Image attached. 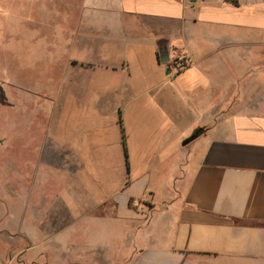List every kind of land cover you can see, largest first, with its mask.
Segmentation results:
<instances>
[{
  "label": "crops",
  "instance_id": "1",
  "mask_svg": "<svg viewBox=\"0 0 264 264\" xmlns=\"http://www.w3.org/2000/svg\"><path fill=\"white\" fill-rule=\"evenodd\" d=\"M38 1L73 17L52 24L68 52L57 94L121 97L146 130L131 163L127 116L105 105L120 115L116 143L39 138L29 167L22 116L19 214L0 213V264H264V0ZM174 127L179 160L157 193L147 145Z\"/></svg>",
  "mask_w": 264,
  "mask_h": 264
},
{
  "label": "rangeland",
  "instance_id": "2",
  "mask_svg": "<svg viewBox=\"0 0 264 264\" xmlns=\"http://www.w3.org/2000/svg\"><path fill=\"white\" fill-rule=\"evenodd\" d=\"M39 2L32 1L26 14L27 11L22 9L24 1L0 0V213L10 206L13 215L19 214V172L25 162L21 159L20 150L22 116L29 167L35 163L33 150L39 138L52 139L56 136L62 143L71 142L79 146L84 138L103 143L106 134L116 143L119 138L116 122L120 115L117 117V113L108 108L103 110L105 105L115 103L121 107L122 118L124 114L127 116L124 129L131 163L137 162L135 157L141 153L143 146L139 138L146 130L133 124V112L125 109L121 97L73 96L66 89L65 94H57L62 90L59 78L68 52L63 45L54 41L52 24L58 22L66 25L73 17L42 15ZM53 3L56 6V2ZM43 4L47 9L52 7L50 3ZM79 52L80 46H77L75 53ZM30 91L35 94L28 95ZM95 119L100 120L98 125L101 127H90ZM104 125H107V132L103 131ZM178 134L179 127H174L170 134H166L165 141L157 139L147 145L146 152L152 159L148 185L157 193L159 180L165 177L171 166L178 163ZM145 135L159 138L160 131L153 128ZM41 261L38 256H29L25 264H40ZM48 263L46 261L44 264Z\"/></svg>",
  "mask_w": 264,
  "mask_h": 264
},
{
  "label": "built area",
  "instance_id": "3",
  "mask_svg": "<svg viewBox=\"0 0 264 264\" xmlns=\"http://www.w3.org/2000/svg\"><path fill=\"white\" fill-rule=\"evenodd\" d=\"M185 58H180V62H176V67L180 70L184 69L187 66V60ZM182 61V62H181Z\"/></svg>",
  "mask_w": 264,
  "mask_h": 264
},
{
  "label": "trees",
  "instance_id": "4",
  "mask_svg": "<svg viewBox=\"0 0 264 264\" xmlns=\"http://www.w3.org/2000/svg\"><path fill=\"white\" fill-rule=\"evenodd\" d=\"M120 123V120H119ZM202 132V129H198L194 132V134H197V136H199ZM124 138V137H123ZM123 147H124V156H125V164H126V168L128 169V164H127V154H126V148H125V143L123 141Z\"/></svg>",
  "mask_w": 264,
  "mask_h": 264
},
{
  "label": "water",
  "instance_id": "5",
  "mask_svg": "<svg viewBox=\"0 0 264 264\" xmlns=\"http://www.w3.org/2000/svg\"><path fill=\"white\" fill-rule=\"evenodd\" d=\"M190 1L191 2H194L195 0H190ZM197 137H198L197 134L191 135V137H189L188 139H186L185 141H183L182 146H186L188 143H190L191 141H193Z\"/></svg>",
  "mask_w": 264,
  "mask_h": 264
}]
</instances>
